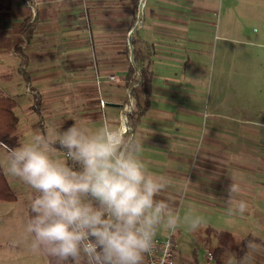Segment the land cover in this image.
Listing matches in <instances>:
<instances>
[{
	"label": "crops",
	"instance_id": "0c3cea01",
	"mask_svg": "<svg viewBox=\"0 0 264 264\" xmlns=\"http://www.w3.org/2000/svg\"><path fill=\"white\" fill-rule=\"evenodd\" d=\"M9 1L14 12L10 19L5 16V0H0V39L15 26L17 41L23 20L33 22L21 45L25 57L17 53L16 41L9 46L0 44V54L6 51L13 63L12 69L0 59V94L16 101V130L23 122L32 134L40 131L54 136L74 122L94 125L101 117L123 128L134 91L143 111L131 130L143 141L141 155L149 169L168 181L164 195L176 201L187 179L191 181L187 196L192 201L214 206L216 198L232 214L231 222L251 221L252 232L245 229L242 237L251 234L258 241L249 246L252 252L244 264H264V122L228 111L210 112L204 119L197 95L199 79L192 69L204 50V36L220 27L213 18L217 8L225 9L226 33L237 29L228 20L230 11L243 8L244 13L250 12L247 6L264 0H141L138 23L137 15L133 21L131 0H31V6L25 0ZM139 4L140 0L137 9ZM132 39L149 52L152 78L147 106L138 77L127 76L133 63ZM15 135L18 143L14 148L24 143ZM7 157L8 148L0 143V164L10 184L4 164ZM231 184L236 186L232 193ZM17 201L18 197L0 200V206ZM241 201L246 204L243 212L239 210ZM29 208L22 209L25 222L19 233L6 232L0 225V264H10L6 258L12 256L3 254L6 238H21L31 249V235L26 231ZM156 236L171 237L175 264H214L210 252L217 247L207 254L194 250L177 254L173 234L159 230ZM13 244L19 248L17 242ZM23 255V260H12V264H39L37 256L40 264H48L42 251Z\"/></svg>",
	"mask_w": 264,
	"mask_h": 264
},
{
	"label": "clouds",
	"instance_id": "9594fccd",
	"mask_svg": "<svg viewBox=\"0 0 264 264\" xmlns=\"http://www.w3.org/2000/svg\"><path fill=\"white\" fill-rule=\"evenodd\" d=\"M142 150L134 130L106 117L74 122L54 136L37 131L8 149L7 172L36 193L26 227L32 251L57 264H143L159 230L199 229L203 217L180 215L164 195L168 181L149 169Z\"/></svg>",
	"mask_w": 264,
	"mask_h": 264
},
{
	"label": "rangeland",
	"instance_id": "374dc122",
	"mask_svg": "<svg viewBox=\"0 0 264 264\" xmlns=\"http://www.w3.org/2000/svg\"><path fill=\"white\" fill-rule=\"evenodd\" d=\"M26 4L31 5L30 2ZM247 7L250 8V12L244 13L243 8H238L228 13V20L231 23H236L237 29H232L226 33L225 23L223 24L225 9L217 8L213 18L214 24L220 27L213 28L209 34L204 36V50L200 54L201 56L194 60L195 66L192 69L199 79L196 84L197 95L203 106L204 119L210 116V112L226 114L228 111L236 113L246 120H255L261 124L264 122V2ZM10 9V1L5 0V16L8 19L14 15ZM14 29L16 27L12 26L5 37L2 36L1 45L9 46L15 43ZM0 59L7 62L5 64L13 69V63L6 51L0 54ZM18 90L20 91L21 88ZM132 96L134 99L130 100V106L126 110L127 114L123 116L124 124L128 123L127 118L130 110L138 108L136 103L138 99L136 100L134 91H132ZM70 100L71 98L69 102ZM69 102L68 105H70ZM101 106L103 107L104 104ZM125 127L127 131L128 126L125 125ZM15 133L19 135V138H23L24 143L33 136L30 128L23 122L18 126ZM7 160L8 157L4 161L6 174L10 178L12 188L16 190L18 201L14 205L4 203V206H0V225L3 224L6 232L15 231L19 233L24 230L25 217L22 214V209L26 205H30V201L36 193L19 178L7 172ZM249 163L248 165H251V161ZM188 193L189 191L184 189L176 199L180 215L183 216L188 213L199 215L203 217L202 226L196 231H190L185 226H181L175 233L163 229L161 231L173 234L177 254H192L193 250L195 254H207L215 247H221L220 259L223 263L235 264L234 246L244 235L242 233H247L243 232L246 231L245 229L252 232L253 223L251 221L244 224L236 221L231 222L228 219H234L231 217L232 214L225 212L223 207L218 205L220 201L215 200V197L213 200L217 205L205 206L189 199ZM10 220L19 222L10 224L8 223ZM13 241L18 243L19 248L13 246L15 245ZM24 244L25 241L21 238L5 239L3 254L12 255L6 258L10 264H12V260L15 263L19 258L23 260L25 257L23 254H33L31 249L28 250L29 247ZM251 248H248L247 254H251ZM37 259L40 264V257L37 256ZM32 260H35V256L30 258L29 263H32Z\"/></svg>",
	"mask_w": 264,
	"mask_h": 264
},
{
	"label": "trees",
	"instance_id": "16d2710c",
	"mask_svg": "<svg viewBox=\"0 0 264 264\" xmlns=\"http://www.w3.org/2000/svg\"><path fill=\"white\" fill-rule=\"evenodd\" d=\"M26 1V0H25ZM133 8V21L136 20L137 15V4L138 0H131ZM31 6V5H30ZM33 22L28 18L24 19L20 24L21 36L17 39L15 43V49L21 57H25L21 51V45L24 41V36L29 32ZM133 47V63L129 67L127 76L136 74L138 77V85L143 93V100L147 106V100L151 93V78L152 72L149 64V52L145 53L141 48L135 45V40L132 39ZM16 105V101L6 95L0 94V143L5 145L8 149L14 148L17 143V137L15 135V130L18 123V118L15 115L13 108ZM143 109L139 107L133 110L128 115V130H131L133 125L137 122V119L141 115ZM17 195L13 188L10 186L6 176L4 175L2 166L0 164V200L13 201L16 200ZM29 219L31 217L30 208L28 210ZM258 241L256 237L251 234L243 236L234 246L236 264H244L249 246ZM221 248H215L210 254L212 255L214 264H223L220 259ZM45 254V253H44ZM48 264H57L54 258L49 257L45 254Z\"/></svg>",
	"mask_w": 264,
	"mask_h": 264
},
{
	"label": "built area",
	"instance_id": "2783aa9c",
	"mask_svg": "<svg viewBox=\"0 0 264 264\" xmlns=\"http://www.w3.org/2000/svg\"><path fill=\"white\" fill-rule=\"evenodd\" d=\"M29 2L30 0H26V3ZM110 79L115 80V77L110 76ZM103 104L104 102L101 101V105ZM122 129L126 131L125 124H123ZM144 264H175L174 247L171 237L160 238L156 236L153 248L144 256Z\"/></svg>",
	"mask_w": 264,
	"mask_h": 264
},
{
	"label": "water",
	"instance_id": "95a60500",
	"mask_svg": "<svg viewBox=\"0 0 264 264\" xmlns=\"http://www.w3.org/2000/svg\"><path fill=\"white\" fill-rule=\"evenodd\" d=\"M141 6H142V4H141V0H140L139 9H138V14H137V23H138V21L141 19ZM137 23H136L135 26L133 27L132 31H134V30L136 29V25H137ZM125 125L128 126V123L126 122Z\"/></svg>",
	"mask_w": 264,
	"mask_h": 264
}]
</instances>
